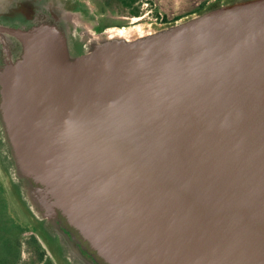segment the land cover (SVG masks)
Returning a JSON list of instances; mask_svg holds the SVG:
<instances>
[{
    "label": "water",
    "instance_id": "95a60500",
    "mask_svg": "<svg viewBox=\"0 0 264 264\" xmlns=\"http://www.w3.org/2000/svg\"><path fill=\"white\" fill-rule=\"evenodd\" d=\"M0 189L52 264H264V0H0Z\"/></svg>",
    "mask_w": 264,
    "mask_h": 264
},
{
    "label": "flooded vegetation",
    "instance_id": "af4514ba",
    "mask_svg": "<svg viewBox=\"0 0 264 264\" xmlns=\"http://www.w3.org/2000/svg\"><path fill=\"white\" fill-rule=\"evenodd\" d=\"M206 1L201 3L198 8L202 4L203 6L206 5L209 0L207 2ZM197 9H193L191 11H195ZM177 12L178 11H176V13ZM163 20V17L159 19L160 22H163ZM83 253L87 258L92 260L94 264H98L91 255L84 251ZM0 264H52L49 257L38 243L34 230L30 227L22 225L12 216L7 199L1 189Z\"/></svg>",
    "mask_w": 264,
    "mask_h": 264
},
{
    "label": "rangeland",
    "instance_id": "374dc122",
    "mask_svg": "<svg viewBox=\"0 0 264 264\" xmlns=\"http://www.w3.org/2000/svg\"><path fill=\"white\" fill-rule=\"evenodd\" d=\"M90 1L92 6L94 7L95 13L98 16L101 28H106L111 26H128L137 22L159 23L160 22L159 19L162 17L163 19H167L168 21H170L177 17L183 16L187 13L193 12L191 11L193 9L180 10L177 13L157 11L150 0H144L142 3H138L134 5L135 8L138 7L139 14L137 17H133L129 13L130 9L123 7L119 2V0H90ZM211 1L213 0H209L208 3H210ZM201 6H203V4ZM197 8L198 7H196V9Z\"/></svg>",
    "mask_w": 264,
    "mask_h": 264
},
{
    "label": "crops",
    "instance_id": "0c3cea01",
    "mask_svg": "<svg viewBox=\"0 0 264 264\" xmlns=\"http://www.w3.org/2000/svg\"><path fill=\"white\" fill-rule=\"evenodd\" d=\"M157 11L176 12L196 9L206 0H150Z\"/></svg>",
    "mask_w": 264,
    "mask_h": 264
},
{
    "label": "trees",
    "instance_id": "16d2710c",
    "mask_svg": "<svg viewBox=\"0 0 264 264\" xmlns=\"http://www.w3.org/2000/svg\"><path fill=\"white\" fill-rule=\"evenodd\" d=\"M144 0H119L121 5L125 8L130 9L129 13L133 17H137L139 14L138 7H134L135 4L142 3ZM168 21L167 19H164L163 22Z\"/></svg>",
    "mask_w": 264,
    "mask_h": 264
}]
</instances>
